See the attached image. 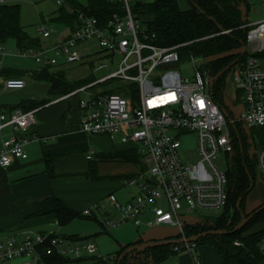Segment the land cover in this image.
Listing matches in <instances>:
<instances>
[{
  "label": "built area",
  "instance_id": "built-area-1",
  "mask_svg": "<svg viewBox=\"0 0 264 264\" xmlns=\"http://www.w3.org/2000/svg\"><path fill=\"white\" fill-rule=\"evenodd\" d=\"M54 1L57 5L64 2ZM133 1L122 0L123 14H114L104 25L95 17L80 15L81 25L66 34L40 26L41 47L16 50L15 55L29 57L42 66L81 63L89 54H80L77 44L97 39V59L107 60L115 68L104 77H92L90 82L62 97L84 93L86 98L78 100L81 130L90 135H106L124 149L134 150L139 155V168L123 179L124 185L137 189L129 200L122 204L109 194L82 214L98 212L111 204L119 211L120 222L132 221L137 227L144 224L149 228L171 225L185 237L186 223L179 218L181 212L218 209L226 204L225 170L237 125L247 132L257 128L264 137V8L258 10L257 21L245 25L246 55L231 67L237 98L234 106H225L226 109L212 98V76L204 67L203 58L190 55L194 76L182 77L176 70L180 61L178 48L186 43L154 44L141 19L132 13ZM6 54L0 45V55ZM173 62L177 65H167ZM25 85L22 77L0 79V91L19 90ZM35 111L0 110V167L27 158L24 146L34 138L27 132L35 123ZM6 128L9 134L2 139ZM190 133L197 137L199 160L194 163L183 161L179 154L180 137ZM257 146L256 169L264 178V143ZM94 155V150L89 149L85 157L92 160ZM104 224L114 223L105 218ZM141 238L150 243L162 237L147 233ZM181 246L198 264L196 243L184 242ZM82 251H96L93 238L70 239L38 232L0 238V264H49L43 259L45 253L79 258Z\"/></svg>",
  "mask_w": 264,
  "mask_h": 264
},
{
  "label": "trees",
  "instance_id": "trees-1",
  "mask_svg": "<svg viewBox=\"0 0 264 264\" xmlns=\"http://www.w3.org/2000/svg\"><path fill=\"white\" fill-rule=\"evenodd\" d=\"M63 4L51 14L50 20L65 26L68 32H73L81 25L80 15L95 17L99 23L106 24L114 14H123L122 0H86L85 4L77 0H63ZM187 8H181L178 0H134L132 13L136 14L145 25L149 39L159 46L184 44L178 48L180 58L197 56L207 58L206 70L210 76L233 62L241 61L246 53L241 49L246 45V32L249 22L248 13L252 10L248 0H186ZM21 6L18 3H0V45L8 39H14L16 50L29 48L39 49L42 45L40 37L30 36L20 24ZM142 17H146L144 21ZM228 31V32H223ZM233 66V65H232ZM230 66L216 80L211 87L214 101L226 108L222 92L225 74ZM7 69H1L4 74ZM14 76H27L35 81L49 83L48 97L45 99L23 100L9 111L21 109L23 111L35 109L51 99L64 96L77 87L87 84L93 78L87 77L76 81L68 80L62 71H51L50 66H40L37 70L15 71ZM110 92H114L110 90ZM227 109V108H226ZM79 110V109H78ZM259 129L253 128L249 132L237 125L234 133V148L228 155L226 167L227 201L224 212L216 218H205L202 221L186 223L183 235L195 237L209 230H222L219 234H210L198 238L196 245L208 243L213 246L221 258V264H264L262 241L264 240V201L245 210L246 196L252 191L256 182V152L250 154V146L258 148L254 137ZM264 138L262 139V144ZM101 160H122L135 164L139 162V155L132 149H120L99 156ZM51 174V169H47ZM92 179H98L96 166L92 164L85 173ZM130 175V174H129ZM127 176V175H126ZM240 199L239 204L238 201ZM38 214H52L59 225H66L75 218L84 217L100 221L95 212L84 215L67 207L62 200L50 196L38 204ZM232 211L231 216H229ZM99 212V211H98ZM241 214L245 216L244 224L235 229L241 221ZM64 236V235H62ZM70 239H85L77 234L65 235ZM181 234L165 235L162 238H180ZM143 242L137 241L121 245L118 251L105 259L99 257L85 258L91 264H155L178 252L181 243L163 246H144L125 254L120 260L121 253L130 245ZM238 242V244H235ZM113 257V258H111ZM43 259L49 264H63L71 260L81 261L84 258H67L57 254H44Z\"/></svg>",
  "mask_w": 264,
  "mask_h": 264
},
{
  "label": "crops",
  "instance_id": "crops-1",
  "mask_svg": "<svg viewBox=\"0 0 264 264\" xmlns=\"http://www.w3.org/2000/svg\"><path fill=\"white\" fill-rule=\"evenodd\" d=\"M3 3L10 2L4 0ZM6 56L17 57L11 53L4 56L0 55L2 60ZM13 61L14 59H9L8 63L2 64L0 71L1 69L8 71L4 74L0 73V79L15 77L13 74L15 71L26 70ZM64 64L51 65L50 70L62 71L64 76L70 80L66 71L61 69ZM37 65L31 70H37L41 66ZM20 77L26 81L23 89L0 91L1 111L8 113L12 107L23 100H40L48 97L49 83L44 97H32L28 93L23 94V91L19 92L29 86L30 81H35L27 76L22 75ZM78 100V95L60 96L35 108V123L27 132L28 136L34 138L24 146L27 158L15 159L8 167H0V238L9 234L21 236L28 232L64 236L77 234L83 237L84 235L77 232L65 231L66 227L63 226L66 225H59L52 214L39 215L37 213L39 202L50 196H55L62 200L67 207L82 212L84 209L104 200L109 194H113L121 203H125L135 194H128V197L120 200V190L123 189L119 181L120 171L108 183H95L93 180L97 179L86 176L85 173L89 167L95 164L96 174L99 178L102 177L103 173L99 170L97 172L96 163L104 160L99 159V156L122 150L124 147L106 135H90L81 130ZM8 134L9 129H4L1 138H6ZM94 147L98 148V152ZM89 149H93L95 152L92 160H87L85 157ZM111 161L120 163V160ZM48 168L51 169L50 175L47 172ZM108 205L112 206L111 204ZM95 213L100 221L110 217L108 215L111 217L113 215L106 207ZM95 222L101 226L98 221ZM87 237L94 239V236ZM117 241L119 247L130 243V241L123 243ZM198 248H196V253ZM182 250L168 257H174L171 264H196L194 257L190 253L182 254ZM262 250L264 253L263 248ZM202 255L205 257L204 259ZM196 256L199 260L198 264H221L220 255L214 247L213 251L206 248ZM91 263L93 262L87 260L85 264Z\"/></svg>",
  "mask_w": 264,
  "mask_h": 264
},
{
  "label": "rangeland",
  "instance_id": "rangeland-1",
  "mask_svg": "<svg viewBox=\"0 0 264 264\" xmlns=\"http://www.w3.org/2000/svg\"><path fill=\"white\" fill-rule=\"evenodd\" d=\"M81 4H85L86 0H77ZM10 3H18L21 6V15H20V24L23 26L25 31L34 37H40L38 29L40 26H44L48 29H55L60 34H66L67 28L61 24L55 23L50 20L51 14L58 5L54 0H6ZM251 8L255 7L259 11L264 8L263 0H248ZM178 4L181 8H187L189 6L186 0H178ZM144 21L147 20L146 17H142ZM247 19L249 22H254L259 19V14L253 12L252 10L248 13ZM41 38V37H40ZM6 53L14 54L16 53V43L14 39H8L3 45ZM80 54H89L85 60L81 63H66L61 69H64L70 80H79L92 76L95 79L106 76L107 74L115 68L113 65L107 64V60L97 59L99 55V46L96 38H89L86 41L80 42L76 47ZM96 53V54H95ZM9 59H14V63L20 64L21 68L26 70L34 69L38 65L29 57H12L6 56L3 60L0 57V67L2 64L8 63ZM91 61V62H90ZM100 64H107L105 67L96 69ZM208 59L203 58V65L207 67ZM176 70L181 74L182 77L192 79L194 76V68L189 56L180 58L179 65L176 67ZM70 71V72H69ZM234 71L231 68L224 77V87L222 92L223 102L227 108L234 106L237 98V89L236 82L234 78ZM91 77V78H92ZM48 82L46 81H30L29 86H27L23 91V94L28 93L32 97H44L46 96ZM80 99H85L86 95L80 93L78 95ZM264 137L260 132L255 135L254 142L260 143ZM181 147L179 149L180 157L183 161L188 163H194L199 160V155L197 153V137L196 134H183L180 137ZM98 152V148L94 147ZM257 151L256 147L253 145L250 146L249 152L253 154ZM221 160H224L223 155H219ZM97 172L101 171L103 174L97 180H93L95 183H108V181L117 175L120 171V183L122 190H120V200L128 197V194L135 193L137 189L132 186H127L123 184V179L125 175H129L137 172L138 165L129 162L122 161L120 163L114 162L111 160H104L103 162H97ZM122 175V176H121ZM264 201V178L261 174L256 175L255 186L252 191L246 196L245 200V210L252 208L253 206L258 205ZM123 204V203H122ZM166 206V204H164ZM109 212H112L113 215H108L110 221L114 224L110 226H100L97 222L91 219H85L84 217L75 218L66 224L65 231L67 232H77L84 236H94V243L96 245V251L92 254H88L85 251H82L81 257L84 260L75 261L71 260L70 262L63 264H85L87 260L85 258L99 257L105 259L109 256L115 254L119 247L118 241L123 242H134L140 239L143 234L152 233L156 236H165V235H175L177 233V228L171 225H162L155 228H149L146 225H141L137 227L132 221L120 222V213L113 206L105 205ZM224 212V208L220 207L218 209L212 210H194V211H183L179 214V218L184 223H194L200 222L205 218H216ZM231 216L232 211L229 213ZM101 218V217H100ZM83 236V237H84ZM264 249V240L261 244ZM198 253L206 248H210L213 251V246L208 243H201L197 245ZM180 249H183L180 246ZM182 254L187 253V250H182ZM203 259L205 258L202 255ZM174 257L166 258L162 261H159L155 264H171L173 263Z\"/></svg>",
  "mask_w": 264,
  "mask_h": 264
},
{
  "label": "water",
  "instance_id": "water-1",
  "mask_svg": "<svg viewBox=\"0 0 264 264\" xmlns=\"http://www.w3.org/2000/svg\"><path fill=\"white\" fill-rule=\"evenodd\" d=\"M252 11L255 12V13H258V9L253 7L252 8ZM245 50H246V47L245 45L242 46V49H241V53L244 54L245 53ZM235 62H233L230 66L234 65ZM167 65H177V62H173V63H169ZM230 66H227L225 67L224 69H222L221 71H219L215 76H212L211 79H210V86H212L214 80H216L223 72H225V70H227ZM225 115H227L225 113ZM240 202V199L238 201L237 204H239ZM241 221L240 223L235 227V229L241 227L244 222H245V216L244 214H241ZM221 232H225V231H222V230H209L207 232H204L202 233L201 235H198V236H195V237H180V238H172V239H169V238H159V239H154L152 242L150 243H144V242H141V243H138V244H133V245H130L128 246L122 253L121 255L119 256V260L127 253L133 251V250H136V249H140L144 246H163V245H173V244H177V243H184V242H195L198 238H200L201 236L204 237L206 235H210V234H219Z\"/></svg>",
  "mask_w": 264,
  "mask_h": 264
}]
</instances>
